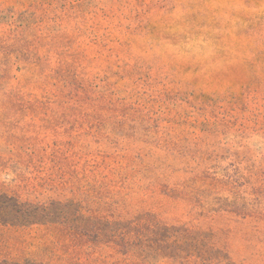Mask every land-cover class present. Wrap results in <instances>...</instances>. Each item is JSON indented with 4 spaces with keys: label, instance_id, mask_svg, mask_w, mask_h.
Segmentation results:
<instances>
[{
    "label": "rangeland",
    "instance_id": "374dc122",
    "mask_svg": "<svg viewBox=\"0 0 264 264\" xmlns=\"http://www.w3.org/2000/svg\"><path fill=\"white\" fill-rule=\"evenodd\" d=\"M0 264H264V0H0Z\"/></svg>",
    "mask_w": 264,
    "mask_h": 264
}]
</instances>
